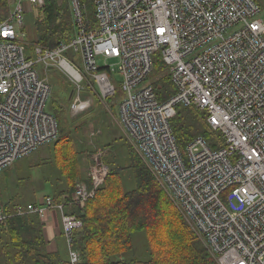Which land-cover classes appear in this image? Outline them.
Listing matches in <instances>:
<instances>
[{
    "label": "built area",
    "instance_id": "1",
    "mask_svg": "<svg viewBox=\"0 0 264 264\" xmlns=\"http://www.w3.org/2000/svg\"><path fill=\"white\" fill-rule=\"evenodd\" d=\"M45 0H5L0 21V172L40 145L59 127L46 108L50 84L39 65L55 68L73 84L70 108L90 107L83 80L92 79L99 99L114 95L115 71L123 96L118 117L128 139L153 176L210 251L213 264H264V21L255 0H91L93 23L80 0H68L73 35L53 46L31 43L25 13ZM79 54L81 68L75 61ZM166 65L173 93L160 99L149 75L154 56ZM97 58L101 64L97 63ZM117 82V81H116ZM205 111L217 131L216 147L203 136L181 151L170 120L176 107ZM107 148V149H106ZM109 147L90 155L84 180L71 201L43 195L16 203L10 216L59 213L69 262L79 260L73 232L82 207L103 183Z\"/></svg>",
    "mask_w": 264,
    "mask_h": 264
},
{
    "label": "trees",
    "instance_id": "2",
    "mask_svg": "<svg viewBox=\"0 0 264 264\" xmlns=\"http://www.w3.org/2000/svg\"><path fill=\"white\" fill-rule=\"evenodd\" d=\"M80 1L85 5L86 18L93 23L91 0ZM255 1L259 4V0ZM68 8V0L63 4L45 0L34 19L29 44L53 46L71 37L74 25ZM0 9H5V0H0ZM149 79L160 99L173 93L167 67L158 55L154 56ZM51 110L59 135L53 142L50 160L66 183L65 189L51 196L56 202L63 198L70 202L77 181L88 184L89 181L81 171L82 152L75 148L72 133L57 118L59 107L55 104ZM170 124L181 151L196 136L207 138L213 147L220 140L219 133L207 124L203 110L177 106ZM123 146L124 165H110L106 160L108 173L103 183L82 207L72 206L71 211L82 222L73 232L72 247L79 255L75 264H213L204 242L187 224L144 161L127 142ZM111 162L114 164V158ZM123 169L131 171L130 189L124 188ZM3 209L8 212L12 208L3 206ZM46 246L43 222L36 215H12L0 226V264H70L67 257L49 252Z\"/></svg>",
    "mask_w": 264,
    "mask_h": 264
},
{
    "label": "rangeland",
    "instance_id": "3",
    "mask_svg": "<svg viewBox=\"0 0 264 264\" xmlns=\"http://www.w3.org/2000/svg\"><path fill=\"white\" fill-rule=\"evenodd\" d=\"M63 1L57 0V3L63 4ZM259 5V17L264 21V0H259ZM91 9L93 10V5ZM38 10L36 8L32 13H25L24 16L23 31L26 33V37H23V44L27 50L32 39L34 31L33 23L38 14ZM6 12L7 6L5 3V9H0V16L4 17ZM66 36H69V34H66ZM75 61L81 68L79 54H75ZM97 63L101 64L102 62L97 58ZM39 72H41L40 75L42 77L46 78L51 87L46 108L52 112V106L56 104L59 107V111L61 112L57 116L58 120H61L72 133L75 148L82 152L79 158L81 159V171L83 173L87 169L86 165L90 160L91 153L97 147L105 149L106 146L104 144H109L108 149L110 153L105 157V161H110V165L116 166V163L124 165L123 144L125 142L141 158L135 150L133 143L125 134L118 117V104L123 96V92L118 82L119 76L115 71L110 72L109 77L114 82L116 92L114 95L106 98L99 99L94 91L90 90L89 83L92 86V90L94 88L92 79L89 78L91 80L89 82L86 79L83 80V84L86 85H84V94H90L91 92L93 94V100H91L90 107L78 113L72 112L70 108L73 84L69 79L55 68L45 69L39 65ZM53 142L40 145L27 156L17 160L13 165L0 172V201L6 209L12 208L16 203L34 202L40 196H51L56 191L65 189L66 183L64 177L59 175L54 162L51 161L52 159L50 160V154L53 151ZM89 151L90 154L88 153ZM113 158L115 161L114 164L111 162ZM130 172L129 169H123L122 172L125 189H130L133 186ZM66 249L67 258H69V250L67 247Z\"/></svg>",
    "mask_w": 264,
    "mask_h": 264
},
{
    "label": "crops",
    "instance_id": "4",
    "mask_svg": "<svg viewBox=\"0 0 264 264\" xmlns=\"http://www.w3.org/2000/svg\"><path fill=\"white\" fill-rule=\"evenodd\" d=\"M33 35V34H32ZM38 197L35 201H37ZM34 201V202H35ZM43 222V231L47 250L49 252H58L60 255L67 257L66 241L62 232V225L59 213L56 211H48Z\"/></svg>",
    "mask_w": 264,
    "mask_h": 264
},
{
    "label": "bare ground",
    "instance_id": "5",
    "mask_svg": "<svg viewBox=\"0 0 264 264\" xmlns=\"http://www.w3.org/2000/svg\"><path fill=\"white\" fill-rule=\"evenodd\" d=\"M39 73H41V72H39ZM110 76V75H109ZM84 83V82H83ZM85 85V84H84ZM86 86V85H85ZM87 88V87H86ZM56 118V117H55ZM66 198V197H65Z\"/></svg>",
    "mask_w": 264,
    "mask_h": 264
}]
</instances>
